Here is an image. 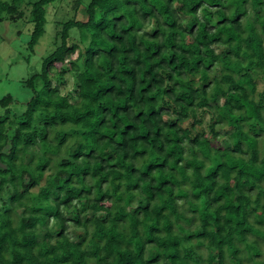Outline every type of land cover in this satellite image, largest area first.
<instances>
[{
  "label": "trees",
  "instance_id": "obj_1",
  "mask_svg": "<svg viewBox=\"0 0 264 264\" xmlns=\"http://www.w3.org/2000/svg\"><path fill=\"white\" fill-rule=\"evenodd\" d=\"M55 1L0 0V27L31 56ZM71 10L24 108L0 98V264H264V0Z\"/></svg>",
  "mask_w": 264,
  "mask_h": 264
},
{
  "label": "rangeland",
  "instance_id": "obj_2",
  "mask_svg": "<svg viewBox=\"0 0 264 264\" xmlns=\"http://www.w3.org/2000/svg\"><path fill=\"white\" fill-rule=\"evenodd\" d=\"M34 0H25V2H31ZM73 0H56L53 4L47 7L48 22L45 25V32L38 40L35 47V52L29 56L26 50V41L29 38L31 24H23L21 22L11 23L9 21H3L0 27V98L9 94L12 95L14 103L10 106L12 111H20L24 108L23 104L30 97L28 89L23 87L20 83L21 78L29 77L35 73L40 72L42 60L54 49V34L59 29L61 20L69 19L73 16L72 9ZM77 18L85 19L83 8H80L77 13ZM255 21V14L249 8L247 17ZM187 22V26H190L191 20L183 18V23ZM71 37L73 40H79V32L76 30L71 31ZM218 53H223L226 50V46L219 45L215 47ZM29 56V57H28ZM66 84L62 85L61 93H66L72 88V79L69 74H65ZM264 91V81H258L257 91ZM4 109L0 107V115H3ZM210 119V115L205 116V123ZM220 130L221 138L220 144L223 146L228 145L226 133L231 130L230 127L222 128L217 127ZM29 157V156H28ZM27 157V159H28ZM71 232V231H70ZM72 234V232H71ZM74 234V231H73ZM38 237L44 235L43 230L37 231ZM262 253L264 255V246L262 247ZM214 251L208 252L207 255L213 256Z\"/></svg>",
  "mask_w": 264,
  "mask_h": 264
}]
</instances>
